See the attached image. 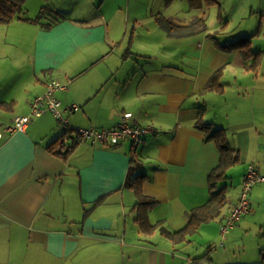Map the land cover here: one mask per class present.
<instances>
[{"label": "crops", "instance_id": "1", "mask_svg": "<svg viewBox=\"0 0 264 264\" xmlns=\"http://www.w3.org/2000/svg\"><path fill=\"white\" fill-rule=\"evenodd\" d=\"M46 4L55 12L39 21L24 19L36 18ZM42 6L36 16L23 9L21 17L0 23V59L17 57L31 40L27 65L18 66L22 84L29 81L31 89L19 91V84L16 91L6 86L0 91V264L264 263L263 182L252 188L250 210L221 233L248 164L264 173V47L254 49L264 9L257 29L240 31L253 35L252 47L262 53L260 65L248 69L239 50L218 47L221 41L207 25L181 21L169 29L158 20L142 25L129 7L124 19H109L102 11L76 18L67 7ZM220 69L221 88L209 90ZM51 79L66 84L57 92L64 104L79 105L68 114L69 125L60 127L46 112L24 131H7L17 115L31 113L33 99ZM125 112L133 113L129 123L158 131L139 145L126 140L115 146L92 145L76 132L115 127ZM200 115L226 129L239 160L222 182L229 202L195 233L177 240L161 227L170 233L185 227L190 211L209 199V174L220 161L215 141L196 127ZM64 131L62 144L50 149ZM133 157L146 175L144 194L156 200L148 219L158 226L150 233L140 227L138 197L126 184Z\"/></svg>", "mask_w": 264, "mask_h": 264}, {"label": "rangeland", "instance_id": "2", "mask_svg": "<svg viewBox=\"0 0 264 264\" xmlns=\"http://www.w3.org/2000/svg\"><path fill=\"white\" fill-rule=\"evenodd\" d=\"M51 2L60 8L61 6L67 7L70 15L76 18L95 16L102 11L109 19H114L119 15L124 19L128 7L131 12L137 14L139 24L152 25V23L157 20L156 17L158 13L168 19L172 18L173 22L176 23L181 21L197 22L198 19L203 18L208 30L210 32H215L221 42L232 41L239 38L240 35H242L240 34L241 30L257 29L259 27V21L263 17L261 16L262 12H260V10L264 9V0H223V8L220 13V7L218 5H207L206 3H203L200 8L190 9L188 0H174L170 4H166L164 0H26L23 9L28 10V15L36 16L43 4ZM61 2L67 4H61ZM129 3L130 6H128ZM251 6L254 7L253 12H250ZM226 20L228 21L225 30L227 32L224 33L221 32V25ZM204 25L201 22L197 24L200 28H205L203 27ZM260 31L261 39L256 40L254 49H257L260 45L264 47V17L263 26L260 28ZM26 42L27 44L24 43L23 45L24 51L17 55V57L9 54L7 57L0 59V91L5 90V86L11 88L12 91H16L19 84L21 85L19 91L31 89L29 81L22 84L23 73L18 68L20 63L22 65H27L31 40ZM15 48L16 46L12 45L11 51ZM13 59H16V61ZM4 77L8 78L6 84H4V82L7 78ZM60 127L63 128L64 126L61 125ZM237 183V178H231L232 186H230L232 189H237ZM220 242L221 240L217 242V246L220 245Z\"/></svg>", "mask_w": 264, "mask_h": 264}, {"label": "trees", "instance_id": "3", "mask_svg": "<svg viewBox=\"0 0 264 264\" xmlns=\"http://www.w3.org/2000/svg\"><path fill=\"white\" fill-rule=\"evenodd\" d=\"M174 0H166L167 4L172 3ZM223 0H188L189 6L191 8L202 7L203 3L207 5H218L220 7L219 13L222 9ZM26 0H0V23H10L15 18L21 17L23 13V6ZM55 12L53 6L46 4L42 6L39 15L32 19L25 16V20L39 21L46 13ZM157 20L163 26L169 29H173L176 26V22L170 20L164 16H157ZM199 22L203 25L205 20L203 18L198 19L197 22H191L188 27L192 25L196 26ZM226 24V23H225ZM216 38L215 34L211 35ZM252 37L253 35H243L239 38L227 41L225 43L217 41L218 47L223 51L239 50L243 59L245 60V67L248 69H256L260 65L261 52H255L252 47ZM251 61L248 64L247 61ZM222 74L220 69L216 72L210 79L207 88L209 90L215 89L219 90L221 84H219V77ZM196 127L204 130L207 133L206 140H214L220 151V161L219 164L212 169L209 174V190L210 197L206 203L196 208H193L189 213V220L184 228L175 231L173 233L168 232L164 227L161 230L165 234H169L172 238L177 240H183L188 234L195 233L205 221L213 219L219 211L229 202V197L227 193V181L229 179L228 171L235 165L239 160V153L237 149L231 144L228 133L225 128H217L213 123L207 122L201 115L196 121ZM66 132L54 140L49 148L55 150L57 145L62 144V138L65 136ZM61 140V141H60ZM71 149V148H70ZM70 149H68L64 155H66ZM56 152L61 153L62 150H56ZM141 163L135 158H132V165L128 172L126 184L134 189L137 194L138 201L136 202V207L138 208V222L142 230L146 233L152 232L158 225L152 224L148 219V211L151 207L156 204V200L150 196H147L143 192V182L146 179V175L142 173L139 169ZM264 259V254H263ZM264 264V263H261Z\"/></svg>", "mask_w": 264, "mask_h": 264}, {"label": "built area", "instance_id": "4", "mask_svg": "<svg viewBox=\"0 0 264 264\" xmlns=\"http://www.w3.org/2000/svg\"><path fill=\"white\" fill-rule=\"evenodd\" d=\"M64 89H66L64 82L59 79H51L47 83L46 91L33 99L31 113L17 115L11 123L5 125V129L10 132L24 131L33 117H39L46 112L53 113L59 124L63 125L64 128L67 127L69 125L68 114L78 110L79 105L77 103L64 104L62 99L57 95L58 91ZM132 116V112H125L121 122L115 127H80L76 132L82 141H87L92 145L115 146L126 140L139 145L148 134L158 131L153 125L129 123L127 119ZM262 182L264 183V173L260 172L253 163L248 164L239 198L222 222V235L227 234L234 228L243 215L250 210V193L252 188L255 184Z\"/></svg>", "mask_w": 264, "mask_h": 264}, {"label": "bare ground", "instance_id": "5", "mask_svg": "<svg viewBox=\"0 0 264 264\" xmlns=\"http://www.w3.org/2000/svg\"><path fill=\"white\" fill-rule=\"evenodd\" d=\"M242 187V186H241ZM239 198V197H238Z\"/></svg>", "mask_w": 264, "mask_h": 264}]
</instances>
